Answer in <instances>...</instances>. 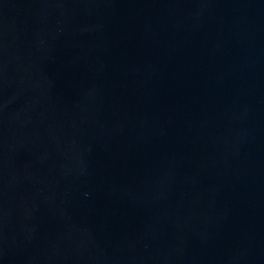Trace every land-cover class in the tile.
I'll return each mask as SVG.
<instances>
[{"label": "water", "instance_id": "1", "mask_svg": "<svg viewBox=\"0 0 264 264\" xmlns=\"http://www.w3.org/2000/svg\"><path fill=\"white\" fill-rule=\"evenodd\" d=\"M0 264H264V0H0Z\"/></svg>", "mask_w": 264, "mask_h": 264}]
</instances>
